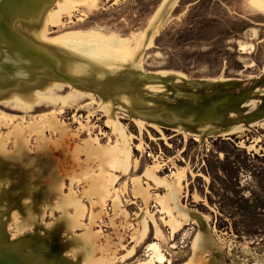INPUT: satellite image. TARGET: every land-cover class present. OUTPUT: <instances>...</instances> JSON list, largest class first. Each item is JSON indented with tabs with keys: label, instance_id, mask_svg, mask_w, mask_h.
Returning a JSON list of instances; mask_svg holds the SVG:
<instances>
[{
	"label": "rangeland",
	"instance_id": "374dc122",
	"mask_svg": "<svg viewBox=\"0 0 264 264\" xmlns=\"http://www.w3.org/2000/svg\"><path fill=\"white\" fill-rule=\"evenodd\" d=\"M0 7V264H264V0Z\"/></svg>",
	"mask_w": 264,
	"mask_h": 264
},
{
	"label": "bare ground",
	"instance_id": "6f19581e",
	"mask_svg": "<svg viewBox=\"0 0 264 264\" xmlns=\"http://www.w3.org/2000/svg\"><path fill=\"white\" fill-rule=\"evenodd\" d=\"M27 5V4H26ZM1 8V7H0ZM21 8V7H20ZM28 8H29V6H28ZM30 9V8H29ZM21 10V9H20ZM19 10V11H20ZM28 11V10H27ZM17 12V11H16ZM26 12V11H25ZM15 14V13H14ZM7 17V16H6ZM6 19V18H5ZM30 18H28L27 20L26 19H23V21H20L21 22V24H20V26H19V34H21V33H23V31H26L28 34H29V32L32 34L34 31H33V29H32V27H31V22H30V20H29ZM5 21V20H4ZM3 21V22H4ZM16 21V20H15ZM2 22V23H3ZM33 22V21H32ZM10 27H13V26H10ZM14 28L15 29H18L17 27H16V25L14 26ZM13 29V28H12ZM15 31V30H14ZM9 32V31H8ZM10 33V32H9ZM30 34V35H31ZM3 40V39H2ZM6 42V41H5ZM14 42V41H13ZM7 43H9L8 41L4 44V46H2V47H6V46H10V45H7ZM2 44V43H1ZM25 44V43H24ZM17 45V44H16ZM22 47V46H21ZM28 48H30L31 49V53H28V65H30V64H36L37 62H36V60L32 57V54H36V53H41L43 56H45V55H48V54H46V53H44V52H41V51H34L33 49H32V47H28ZM21 49V48H20ZM22 50V49H21ZM27 54V53H26ZM24 55V54H23ZM23 55H21V56H23ZM22 59H23V57H22ZM21 59V60H22ZM52 59H53V62L51 63V65H55V66H57V65H59V61H62V62H64V64H69V62L71 63V65H73V69L72 70H70L71 72H75V73H80V74H84V75H86V74H88V73H91L92 72V70H94L93 68L94 67H96L95 65H92L93 64V59L91 58V57H89L88 55L86 56V57H83V56H81V55H79V54H74V53H69V52H64V51H62V50H58V51H56V55L55 54H53V57H52ZM18 60H20V59H18ZM20 60V61H21ZM87 61H89V62H91L89 65H87L86 63H87ZM59 69H60V67H59ZM140 77L138 76H136V75H134V76H132L131 74L130 75H127L126 76V79L125 80H122L121 82H115V83H113L112 84V86H111V90L112 91H115L116 93L118 92V91H122V90H127L128 91V89H129V87H133L134 85H136V84H138V82L140 81V79H139ZM116 96H118V95H116ZM160 102H158L157 104L155 103V105H157V106H155L154 105V102H153V106L151 107V110H150V112H147L148 114H141L142 116H146V115H148V116H152L153 118H155V119H160L162 116V119H164V120H167V121H169V122H173L174 121V119H172L170 116L171 115H173L174 114V111H172L173 109H168L169 108V106L168 105H166V106H168V108H165L164 109V106H165V102H163L161 99L159 100ZM160 103H162V105H160ZM168 109V110H167ZM262 109H264V105H263V107H262ZM169 110H171V111H169ZM166 111H168V113H166ZM171 114H170V113ZM180 113V112H179ZM179 113H177L176 115H175V117H177V116H179ZM216 116H218V118H217V120L216 121H219V122H221V123H224V116H223V114H216ZM196 118V123L197 124H199V122H202V120H203V118H199V117H195ZM186 120H188V118H186ZM230 126H232V124H228V125H224L223 126V128L225 127V128H228V127H230Z\"/></svg>",
	"mask_w": 264,
	"mask_h": 264
},
{
	"label": "water",
	"instance_id": "95a60500",
	"mask_svg": "<svg viewBox=\"0 0 264 264\" xmlns=\"http://www.w3.org/2000/svg\"><path fill=\"white\" fill-rule=\"evenodd\" d=\"M165 81H169V79L165 80Z\"/></svg>",
	"mask_w": 264,
	"mask_h": 264
}]
</instances>
